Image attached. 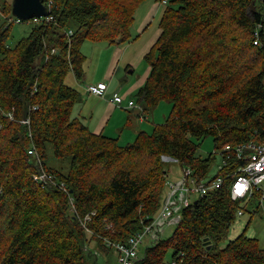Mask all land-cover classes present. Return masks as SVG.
Instances as JSON below:
<instances>
[{"label":"trees","instance_id":"trees-1","mask_svg":"<svg viewBox=\"0 0 264 264\" xmlns=\"http://www.w3.org/2000/svg\"><path fill=\"white\" fill-rule=\"evenodd\" d=\"M143 1L52 0V18L12 46L17 20L0 0V264H90L88 236L108 251L160 213L168 159L211 183L221 170L207 179L215 156L198 154L205 138L236 167L245 161L225 145L264 141V0L162 3L160 33L145 56L150 72L134 95L144 111L172 103L153 130L122 144L74 114L80 92L65 78L70 70L82 76V44L137 40ZM50 148L66 171L49 166ZM43 172L53 177L38 178ZM241 204L225 184L177 207L167 218L175 217L173 233L158 235L136 264H264L257 237L222 244Z\"/></svg>","mask_w":264,"mask_h":264},{"label":"rangeland","instance_id":"rangeland-1","mask_svg":"<svg viewBox=\"0 0 264 264\" xmlns=\"http://www.w3.org/2000/svg\"><path fill=\"white\" fill-rule=\"evenodd\" d=\"M11 4L13 3V0H9ZM167 0H144L141 3V6L139 7L135 20L133 22L132 32L134 35L140 33V36L137 40H131V42H126L123 44H115V43H108V42H93V41H85L82 46L81 50L84 54V61L86 62V65L83 66L82 73L80 77H77L75 72L73 70H70L67 74L68 75H75L77 79H83V75H88V70H91V73H93V69L95 68V64L99 62L98 70L100 68L103 69V71H106V68L109 64H111L116 56L118 55V58L120 56H124L123 62L119 65V74L124 75L128 79H132L133 81H136L139 76L145 75V72L147 71V68L150 67V65L146 61V53L150 50L153 43L156 41V39L159 36L160 33V19L161 14L163 10V4ZM264 9V8H263ZM15 17V16H14ZM18 19L17 17H15ZM36 18V17H35ZM34 19V18H32ZM26 21H20V22H14L13 27L11 30V36L8 40V44L14 46L21 38L24 36H27L34 24V22H31L30 20ZM134 44L131 48V52H127L125 54L124 48H126L129 44ZM121 49L123 50V54L121 52L116 53L115 47L121 46ZM94 48L97 49L98 52L102 53L100 57L92 52L90 50ZM145 50V52H144ZM115 66H117V63H113ZM136 65V72L132 73L133 68L129 69V74L125 75L126 69L131 67V65ZM102 65V66H101ZM65 78V81L68 85L74 86L76 83L75 81L69 80V76ZM81 90V82L79 86ZM82 91V90H81ZM83 92V91H82ZM82 95V94H81ZM80 95L79 101L75 105V111L74 114L80 116L83 118V100L84 98ZM127 107H130L127 105ZM172 111V103L168 101H162L159 105L156 106L151 112L147 113V121L152 122L151 127H153L155 124L163 123L165 122L166 118L169 116V114ZM153 115H155V120L153 121ZM91 128V127H90ZM138 129V127H137ZM141 130H148V129H141ZM153 130V128L151 129ZM126 131L133 132L132 129H127ZM126 140V139H125ZM121 141L122 144H126L127 141ZM133 141L134 139H130ZM130 141V142H131ZM48 164L49 166H57L62 167V165L65 167V171L68 168V163H61V161L56 158L53 151L48 149ZM210 153H214L215 160L212 164V167L208 173L207 179H212L219 170V165L221 164V153L220 151H216L214 147V139L212 136H208L205 138L203 143L201 144L198 154L202 156H208ZM167 167L169 169V176L171 181L182 183L184 181V170L183 168L174 160L168 159L166 161ZM204 182H206L204 180ZM182 196V194H181ZM198 198V197H197ZM196 198V199H197ZM264 198V193H259L257 197L250 200L248 203L243 202L241 206L245 209L244 213L242 215H239L235 218L234 222L231 225V228L228 232V236L225 241H223V245L227 243L228 240L236 239L240 234L244 233L249 237H258V230L264 232V203H260V200ZM254 210L257 212H254ZM157 229L160 230V232L157 234L160 235L161 233L165 236H170L173 233V230L175 228V217L171 219V221H167V219L162 218L160 219L158 223ZM156 229V230H157ZM155 230V233H157ZM150 236L152 234L150 233L147 235L142 243L140 244V252L143 255L145 252V249L152 245V239L150 240ZM89 240L87 243L88 250L91 251V259L90 264H93L94 261H96V264H118V254L116 252L115 247L110 248L107 250H104L102 247L98 246V242L93 237L88 236ZM108 244L109 241L107 242ZM172 250L168 252V255L166 257V261H169L171 259Z\"/></svg>","mask_w":264,"mask_h":264},{"label":"built area","instance_id":"built-area-1","mask_svg":"<svg viewBox=\"0 0 264 264\" xmlns=\"http://www.w3.org/2000/svg\"><path fill=\"white\" fill-rule=\"evenodd\" d=\"M45 4L50 12L52 0H46ZM41 18L50 20L52 17L50 15L36 17L33 19V22L38 23ZM16 20L17 22L21 21L19 19ZM69 33H72V31ZM257 42L255 41V43ZM85 88L89 94L99 97H104L107 91V85L105 83H90ZM124 100L125 98L119 93H115L112 99L119 106L123 104ZM134 104V101L129 102L130 107H133ZM10 117H12L11 114ZM32 151H35L33 147L29 149L30 153H33ZM223 151L236 152L237 158L244 160L245 163L236 167L234 162L229 163L227 160L222 159L219 165L221 173L211 183H205L204 180H199L189 169L184 170V181L182 183L168 180L167 196L156 218L151 223L146 224L141 232L131 237L127 242L112 243L118 254V264H136L140 255V244L147 235L150 233L155 234L156 226L160 219L170 218L175 213L177 207L189 206L199 195L207 193L210 189L220 188L228 184L232 198L241 199L245 203L257 197L259 193H264V141L250 140L237 144L236 146L227 144ZM228 158H230V154ZM228 166L229 168H227ZM51 177L53 176L45 172L38 176V178L43 180ZM61 186L65 187V182H62ZM241 188L242 191L240 190ZM263 199L260 200L262 203H264ZM71 209H74L73 200H71ZM243 213L244 211L241 209L239 215ZM89 219L90 214L83 219L85 225ZM87 229L89 230L88 227ZM171 264H174V262Z\"/></svg>","mask_w":264,"mask_h":264},{"label":"crops","instance_id":"crops-1","mask_svg":"<svg viewBox=\"0 0 264 264\" xmlns=\"http://www.w3.org/2000/svg\"><path fill=\"white\" fill-rule=\"evenodd\" d=\"M134 44L130 43L126 48L123 49L125 54L127 52H131V48ZM121 47H123V45L115 47L114 50H116V53L121 52L123 54ZM90 52L98 55L99 57L102 54L94 48H92ZM124 56H120L118 58V55L116 54L113 62L107 66L106 71H103L102 68L98 70L99 62H97L95 64V68L93 69V73H91V70H88V75H83V79H77L75 75H68L70 78L69 80L75 81L76 79L77 82H75L78 83V85L75 84V87L79 90L80 95L82 94L81 96L84 98L83 120L85 123L91 127L95 133H103L109 137L118 138L120 142L125 139V141L133 139L141 129L151 130L153 128L151 127L152 122H148V116H146V114L151 112V110L144 111L143 107L136 101V98L134 97L135 93L146 82L150 72V67L147 68L145 75H143V77L139 76L136 81L128 79L124 75L119 74V65L123 62ZM115 62L117 63V66L113 64ZM84 65H86V62H84L83 66ZM131 68H133L132 73L136 72L137 67L134 64L126 69L125 75L130 73L129 69ZM80 82L81 90L83 92L79 88ZM90 83H105L107 85L105 96L99 97L89 94L85 87ZM115 93H119L125 98L121 106L112 101ZM130 101H134L135 104L133 107H127ZM153 119V121H156L155 115H153ZM127 129H132L133 132L126 131ZM260 203L262 202L260 201ZM254 212L256 211L254 210ZM156 232L157 233L150 236V240L152 239L153 241L160 230L157 229ZM258 233L259 234L257 238L264 247V232L258 230Z\"/></svg>","mask_w":264,"mask_h":264},{"label":"water","instance_id":"water-1","mask_svg":"<svg viewBox=\"0 0 264 264\" xmlns=\"http://www.w3.org/2000/svg\"><path fill=\"white\" fill-rule=\"evenodd\" d=\"M43 0H13L12 15L21 21L49 15Z\"/></svg>","mask_w":264,"mask_h":264},{"label":"snow or ice","instance_id":"snow-or-ice-1","mask_svg":"<svg viewBox=\"0 0 264 264\" xmlns=\"http://www.w3.org/2000/svg\"><path fill=\"white\" fill-rule=\"evenodd\" d=\"M240 190L242 191V188Z\"/></svg>","mask_w":264,"mask_h":264}]
</instances>
